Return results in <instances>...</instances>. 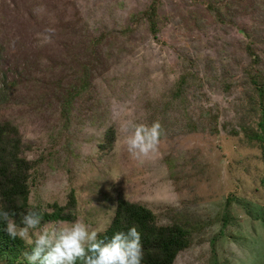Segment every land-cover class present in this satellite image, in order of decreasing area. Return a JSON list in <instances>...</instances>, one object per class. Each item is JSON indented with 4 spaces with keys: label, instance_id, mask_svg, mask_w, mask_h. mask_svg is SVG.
<instances>
[{
    "label": "rangeland",
    "instance_id": "1",
    "mask_svg": "<svg viewBox=\"0 0 264 264\" xmlns=\"http://www.w3.org/2000/svg\"><path fill=\"white\" fill-rule=\"evenodd\" d=\"M201 1L162 0L164 19L154 38L144 19L132 20L151 0H0V40L7 48L2 67L33 72L30 88L45 92L37 106L24 88L23 110L9 106L2 118H14L25 141L34 143L28 158L44 156L30 180L33 205L65 204L75 190L77 219L99 230L122 196L152 208L160 223L179 218L198 225L175 264H264L261 146L230 132L256 126L261 116L248 104L246 84L225 85L246 80V32L261 40L264 57V4L253 8L247 0L224 8L220 21ZM129 27L133 31L125 33ZM103 33L89 51L99 55L95 88L72 103L70 126L58 113L63 87L81 72L78 55L83 58L87 43ZM189 71L203 80L188 90L192 103L220 111L219 134L184 130L178 108L167 106L169 90ZM130 122L165 125L150 159L130 158L120 131ZM111 124L116 141L104 152L99 143ZM51 149L55 153L45 156ZM58 223L68 222L46 225Z\"/></svg>",
    "mask_w": 264,
    "mask_h": 264
},
{
    "label": "trees",
    "instance_id": "2",
    "mask_svg": "<svg viewBox=\"0 0 264 264\" xmlns=\"http://www.w3.org/2000/svg\"><path fill=\"white\" fill-rule=\"evenodd\" d=\"M201 1V0H197ZM255 3L252 7H263L264 0H252ZM247 0H202L206 9L215 16L217 20L224 21V8L242 7ZM162 0H151L149 5L134 18L140 17L144 19L148 25V29L154 38H158L161 32L163 14L160 12ZM264 17V14L263 16ZM133 28L125 29V33L132 32ZM124 33V34H125ZM249 40L246 43V53L249 62L244 69L246 80L239 82L232 80L226 82L228 90L236 88L237 85L246 84L250 89L248 104L254 107V110L260 112V119L257 125H243L241 130L230 129V132L237 136H244L247 140L256 141L260 144L262 150V160L264 163V57L262 55L261 40L253 38L254 33L248 31L245 33ZM104 33L90 41L86 45V54L78 55L81 61V72L78 74L75 82L68 83L64 92L57 98L61 101V110L58 111L60 117L71 126L73 120L72 103L79 98H88L93 92L94 85V69L99 65L98 52L92 51L100 39H104ZM7 48L0 40V208L15 213L14 219L19 224L21 215L25 213L30 206H35V210L42 212V226L51 222L67 221L72 222L77 219L78 199L75 190L70 192L68 201L60 204L55 201L49 203L48 206L33 205L31 203V183L33 172L36 171L38 164L44 156L38 159H30L26 156V151L34 147L33 142H26L20 130L19 124L12 117L2 118V112L7 107L20 106L23 110L22 95L20 93L24 88H28L31 98H27L34 105H41L44 101L45 92L37 93L36 90L30 88L31 82L36 84L33 72H26L16 67H2L6 56ZM182 60L184 62L185 58ZM190 66V65H189ZM191 67V66H190ZM25 68V67H23ZM26 69V68H25ZM27 70V69H26ZM24 71V72H23ZM28 71V70H27ZM209 79V78H208ZM242 79V78H241ZM201 83L203 80L193 71L183 72L174 83V87L169 90L167 98V106L178 108V116L181 119V125L185 126L186 131L210 130L219 134V117L220 111L213 108L204 109L202 106L196 107L192 103V97L189 94V88L193 83ZM60 91L54 92V96ZM25 98V97H24ZM41 100V104L40 101ZM255 104V105H254ZM166 106V107H167ZM164 106H161V112ZM37 110V107L35 108ZM197 110V114L194 111ZM165 111H168L165 110ZM165 122V120H163ZM228 125V123L226 124ZM162 126H165L162 123ZM165 128L162 127V133ZM49 136L54 143L55 133L49 130ZM163 136V134H162ZM161 136V137H162ZM116 141V130L114 124L107 127L104 132V139L99 143V147L107 152L112 149ZM55 149L46 155H52ZM264 188V173L261 178ZM230 199V197H228ZM229 205V204H228ZM132 226H136L141 233L143 244V264H175L178 255L189 248L194 241V232L198 229V225L190 223L187 219H174L170 223H160L158 214L146 204L131 201L125 197H118L114 214L111 222L106 227L107 231L101 233V238H110L117 231H128ZM31 249L26 247L24 242L19 238L13 239L6 230V224L0 220V263L1 264H28L24 259V253L30 252ZM216 264V263H214Z\"/></svg>",
    "mask_w": 264,
    "mask_h": 264
},
{
    "label": "clouds",
    "instance_id": "3",
    "mask_svg": "<svg viewBox=\"0 0 264 264\" xmlns=\"http://www.w3.org/2000/svg\"><path fill=\"white\" fill-rule=\"evenodd\" d=\"M131 159L143 162L157 151L162 136L159 122L128 123L121 127ZM0 208V220L8 234L22 240L30 252L24 253L28 264H143L141 233L136 226L128 231H117L110 238H101L106 228L97 229L76 219L58 223L55 227L42 226L43 214L35 206L21 215Z\"/></svg>",
    "mask_w": 264,
    "mask_h": 264
}]
</instances>
